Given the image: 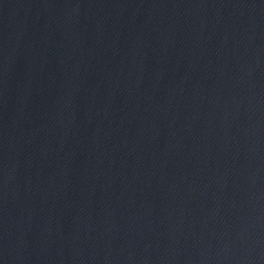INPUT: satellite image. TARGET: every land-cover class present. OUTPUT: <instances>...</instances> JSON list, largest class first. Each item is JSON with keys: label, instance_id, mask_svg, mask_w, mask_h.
I'll return each instance as SVG.
<instances>
[{"label": "water", "instance_id": "95a60500", "mask_svg": "<svg viewBox=\"0 0 264 264\" xmlns=\"http://www.w3.org/2000/svg\"><path fill=\"white\" fill-rule=\"evenodd\" d=\"M0 264H264V0H0Z\"/></svg>", "mask_w": 264, "mask_h": 264}]
</instances>
